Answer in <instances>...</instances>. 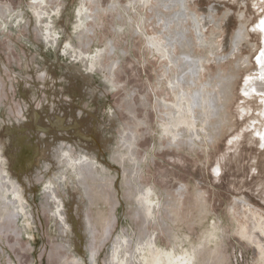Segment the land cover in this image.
Wrapping results in <instances>:
<instances>
[{"label":"rangeland","instance_id":"1","mask_svg":"<svg viewBox=\"0 0 264 264\" xmlns=\"http://www.w3.org/2000/svg\"><path fill=\"white\" fill-rule=\"evenodd\" d=\"M262 21L0 0V264H264Z\"/></svg>","mask_w":264,"mask_h":264},{"label":"bare ground","instance_id":"2","mask_svg":"<svg viewBox=\"0 0 264 264\" xmlns=\"http://www.w3.org/2000/svg\"><path fill=\"white\" fill-rule=\"evenodd\" d=\"M207 24V23H206ZM262 25H263V23H262ZM264 28V27H263ZM264 53V52H263ZM185 56V55H184ZM186 57H187V55H186ZM190 57V56H189ZM190 58H192V57H190ZM183 59H185V58H183ZM187 59H188V57H187ZM197 59V58H196ZM262 59V58H261ZM186 60V59H185ZM199 60V59H198ZM187 61V60H186ZM188 61H189V59H188ZM194 61V59L192 58V60H191V63ZM261 61H263V60H261ZM260 61V62H261ZM189 64V63H188ZM191 65H194V64H191ZM196 65V64H195ZM194 67V66H193ZM189 68H192V67H189ZM196 68V67H195ZM188 70H191V69H188ZM196 70L194 69V72H195ZM197 71H198V68H197ZM196 71V72H197ZM192 72V71H191ZM190 75H191V73H190ZM193 75H195V74H193ZM192 80V79H191ZM186 81V80H185ZM257 81V80H256ZM260 81V80H259ZM191 83H193V81L191 82ZM251 85V84H250ZM197 91V90H196ZM196 91H195V94H197L196 93ZM199 91V93H200V90H198ZM184 93V92H183ZM204 94V93H203ZM184 95V94H183ZM185 95H186V93H185ZM191 95V94H190ZM194 95V94H193ZM197 95H199V94H197ZM196 96V95H195ZM200 96H201V94H200ZM185 96H182V98H184ZM188 97V96H187ZM187 97H185V98H187ZM190 97V96H189ZM194 98V97H193ZM200 98V97H199ZM184 100H186V99H184ZM195 100H196V98H195ZM201 100V99H200ZM187 101V100H186ZM189 101V100H188ZM202 101V100H201ZM195 102V101H194ZM184 103V102H183ZM187 103V102H186ZM185 103V104H186ZM198 103H199V101H198ZM199 105V104H198ZM180 107L181 106H183V104L181 105H179ZM190 106H191V103H190ZM187 107H189V105L187 106ZM182 109V108H181ZM194 109V108H193ZM179 110V109H178ZM189 111V110H188ZM194 113V112H193ZM192 114V113H191ZM179 115V114H178ZM177 116V115H176ZM180 116V118H181V115H179ZM178 118V117H177ZM183 118V117H182ZM194 119H195V117H193ZM178 120H180V119H178ZM182 120H186V118H183ZM191 120V119H190ZM188 121H189V119H188ZM203 121V120H202ZM176 122H177V120H176ZM179 122V121H178ZM190 122V121H189ZM189 122H188V125H189ZM196 122V121H195ZM184 123V122H183ZM182 123V124H183ZM203 123H205L204 121H203ZM176 125H178V123H176ZM192 127H193V125H192ZM194 129V128H193ZM196 136V135H195ZM210 139V138H209ZM212 139V138H211Z\"/></svg>","mask_w":264,"mask_h":264},{"label":"snow or ice","instance_id":"3","mask_svg":"<svg viewBox=\"0 0 264 264\" xmlns=\"http://www.w3.org/2000/svg\"><path fill=\"white\" fill-rule=\"evenodd\" d=\"M262 23H264V21H262Z\"/></svg>","mask_w":264,"mask_h":264}]
</instances>
